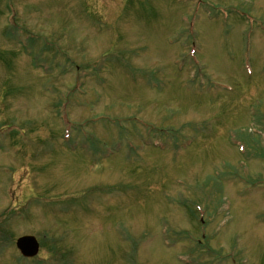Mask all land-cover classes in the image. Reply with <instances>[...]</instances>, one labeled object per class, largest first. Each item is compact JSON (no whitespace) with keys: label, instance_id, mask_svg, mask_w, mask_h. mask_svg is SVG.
<instances>
[{"label":"rangeland","instance_id":"374dc122","mask_svg":"<svg viewBox=\"0 0 264 264\" xmlns=\"http://www.w3.org/2000/svg\"><path fill=\"white\" fill-rule=\"evenodd\" d=\"M258 181L264 0H0V264H264Z\"/></svg>","mask_w":264,"mask_h":264},{"label":"water","instance_id":"95a60500","mask_svg":"<svg viewBox=\"0 0 264 264\" xmlns=\"http://www.w3.org/2000/svg\"><path fill=\"white\" fill-rule=\"evenodd\" d=\"M17 247L24 256L31 257L38 254L40 245L36 237L27 235L18 239Z\"/></svg>","mask_w":264,"mask_h":264}]
</instances>
